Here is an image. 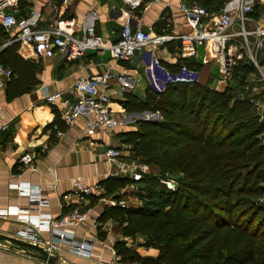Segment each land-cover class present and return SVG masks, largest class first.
Masks as SVG:
<instances>
[{"label":"trees","instance_id":"trees-1","mask_svg":"<svg viewBox=\"0 0 264 264\" xmlns=\"http://www.w3.org/2000/svg\"><path fill=\"white\" fill-rule=\"evenodd\" d=\"M210 14H220L226 0H198ZM28 6L25 0L20 7ZM257 6L252 17L259 14ZM0 25V61L14 72L11 97L37 85V65L18 54L19 43L4 46ZM161 64L172 73L184 66L200 72L196 59ZM255 72L241 60L232 83L245 85ZM130 112H155L163 121L139 122V129L121 135L135 158L157 170L140 182L109 178L106 196L138 184L137 208L105 209L102 223L113 221L124 238L142 236L141 247L158 251L142 256L119 241L121 264H264V212L256 205L264 194V118L251 100L237 99L230 85L223 91L208 83H173L161 94L150 88L141 101L127 95ZM175 178L169 189L161 181Z\"/></svg>","mask_w":264,"mask_h":264},{"label":"crops","instance_id":"crops-1","mask_svg":"<svg viewBox=\"0 0 264 264\" xmlns=\"http://www.w3.org/2000/svg\"><path fill=\"white\" fill-rule=\"evenodd\" d=\"M197 1L140 0L138 7L133 9L125 0H35L32 3L26 1L29 5L23 8L19 2L17 7L11 9V13L19 20L38 11L41 15L38 22L40 30L49 28L55 21H72L77 37L83 36L82 25L88 13L93 12L98 16L96 33L105 40L106 48L99 52H89L73 61H68L52 44L28 46L16 42L18 28L7 31L8 37L3 40L4 46L19 43L18 54L37 65V85L24 95L11 97L7 84L0 94V210L33 209L34 199L28 194H20L21 189L31 195L39 194L47 202L40 213L56 218L67 213L73 206L75 199L72 198V203L68 205L67 196L72 191L74 179L81 178L86 185L99 188L89 200L94 207L92 219L81 228L67 230L66 234L67 239L80 243L94 240L91 254L88 257L77 254L71 244L64 243L60 249L50 253L59 258L55 264H121L115 245L125 238L112 221H100L104 210L110 209L100 200L115 197L105 195L103 183L109 178H117L112 176L114 168L108 162L105 152L115 148L123 153L121 135L137 131L139 122L148 119L152 113L130 112L123 105L128 100L127 95L141 101L146 99L149 82L141 60L142 52L137 53L129 62H121L112 58L109 46L118 41L127 21L133 26L140 22L143 30L153 36H177L188 32L186 17L179 7L182 3L191 5ZM257 12L258 16L256 14L252 18L264 23V6H260ZM147 49L154 50L161 61L170 65H175L179 60L177 41L168 43L164 48H156L151 44ZM196 60L202 65L201 79L203 76L205 83H208L215 70H219L215 58L209 52L199 50ZM105 73L114 76L127 73L132 76L133 89L126 93L121 92L117 80L110 81L112 109L117 118L125 121L123 127L116 132L89 135L86 131L87 118H79L67 127L60 117L75 100V82L81 77ZM229 82L220 83L226 87ZM114 91L117 93L113 94ZM57 92L63 93V101L55 105L44 102L46 96ZM55 125L64 132L62 136H57L53 129ZM26 155L31 158L29 164L21 160ZM31 214L36 216L38 212ZM25 228L26 224L19 221L17 216L0 218V235L18 238V234ZM40 237L58 243L56 234L44 232ZM141 255L156 257L157 251L150 250ZM0 264L48 263L32 257L29 250L4 240L0 241Z\"/></svg>","mask_w":264,"mask_h":264},{"label":"built area","instance_id":"built-area-1","mask_svg":"<svg viewBox=\"0 0 264 264\" xmlns=\"http://www.w3.org/2000/svg\"><path fill=\"white\" fill-rule=\"evenodd\" d=\"M21 0H2L0 1V25L10 31L18 28L16 42H21L31 46H45L52 44L55 46L68 61L77 60L89 52H99L105 47V40L96 33V22L98 16L90 12L82 25L83 36H75L72 21H55L47 29L40 30L38 22L40 13L33 11L25 19H17L11 13L13 7H17ZM29 3L35 0H26ZM131 7L136 8L140 0H125ZM158 2L159 0H153ZM67 2V1H65ZM257 6H264V0H228L224 5L219 16H213L203 6L197 2L191 5L180 4V10L186 17L189 31L174 35H155L143 30L142 24L136 22L133 26L127 21L121 31L118 41L109 46L113 59L121 62H129L137 53L142 52L141 60L144 64L145 75L149 82V88L157 94H161L173 83H199L201 73L184 66L179 72L172 73L166 69L161 60L157 57L154 50H149V45L156 48H164L172 41L179 42L178 59H196L199 50L209 52L216 60L220 70V82H229L233 80L234 71L241 60H245L255 69V75L252 73L250 81L252 83V96L249 97L254 105L255 111L264 118V23H259L252 18V14ZM248 25L250 28H248ZM1 52V48H0ZM247 56L244 59L242 53ZM160 68L164 73L156 69ZM153 73V74H152ZM12 69L3 66L0 61V94L13 79ZM172 78V82H164V78ZM177 77V78H176ZM117 80L120 84L121 92L126 93L133 89L132 76L120 74L114 76L109 73L92 77L79 78L73 87L75 100L65 108L61 115V121L67 126L73 125L79 118H87V134L93 135L96 132H116L123 127L125 121L115 116L112 109L111 98V80ZM219 82V83H220ZM162 83V84H161ZM254 83V84H253ZM114 91L113 94H116ZM62 92H57L46 96L44 102L55 105L63 101ZM57 136L60 137L64 132L58 125L53 127ZM108 162L113 166L112 176L117 178H128L132 182H140L142 178L149 173V166L146 164L136 165L127 162L124 159L120 149L109 148L105 152ZM23 163H30L29 155L22 157ZM71 193L67 196L69 202L75 199L71 209L59 216L40 213L47 202L39 194L31 195L26 190H19L20 194H28L34 199L33 209L26 210H0V218L5 219L10 216H17L19 221L26 224V228L18 234V240L36 244L47 249L49 253L60 249L64 243L71 244L72 249L77 254L88 257L91 254L94 240H85V242H76L67 239V230L72 228H81L91 219L94 207L90 205L89 200L93 197L98 186H88L81 178L73 180ZM169 189L174 190L176 186L170 182H164ZM124 190L118 193L120 198L111 197L101 199L108 207L128 208V204L121 198ZM256 205L264 212V194L258 197ZM32 212H38L36 216ZM97 227L96 224H93ZM44 232L56 234L58 243L49 242L40 236ZM126 246L132 248L130 238L122 240ZM152 249L143 247L137 248V252H149ZM143 256V255H142Z\"/></svg>","mask_w":264,"mask_h":264},{"label":"rangeland","instance_id":"rangeland-1","mask_svg":"<svg viewBox=\"0 0 264 264\" xmlns=\"http://www.w3.org/2000/svg\"><path fill=\"white\" fill-rule=\"evenodd\" d=\"M248 28H249V25H248ZM242 54L244 56V59H246L247 56L245 55V53L243 52ZM263 62H264V60L262 59L261 63H263ZM254 74L257 75L255 72H254ZM251 76H252V74L250 75V77ZM220 81H221V78H220V75H219V70L217 68L215 70V72L213 73L212 79H211V81H209V84H210L211 88H213V89H215L217 91H221V90L223 91L226 87H225L224 83H219ZM200 82L201 83H205V81L203 79V76H202V79L200 80ZM228 85L231 86V88H232L233 92L235 93L237 99H248L250 96H252V93H251L252 92V90H251L252 83L250 81V78H249V80H247L245 85H242V87L238 86L234 82L232 83V81H230L228 83ZM222 87H223V89H221ZM255 112H256V115H258V112L257 111H255ZM150 113H152V115H150L149 118L146 119V120H149L151 122L163 121V117L159 113H155V112H150ZM154 113L156 114L155 117L153 116ZM260 118L262 119V117H260ZM137 128L139 129V127H137ZM125 134H127V133H125ZM124 140L125 139L122 138V141L120 142L121 149L123 150L124 159L127 162H130V163H133V164H136V165L144 164V163H141L139 161V158H135L134 157V155L131 152V148L133 146L131 144L129 145V144L124 143ZM148 174L155 175V176H160V175H158L157 170H153L152 167L149 169V173ZM164 182H170L172 187L177 185L175 178H169L167 180L161 181V183H163V184H164ZM133 183H135V182H133ZM165 186L167 187V185H165ZM139 187L140 186L138 184H130V185L124 187V189H123L125 192L121 196V198L126 201V203L128 204V208L129 209L130 208H137V207H139L141 205L140 202L138 201V199L135 196ZM112 223L116 227L115 222L112 221ZM130 240H131V244H132V249H136V250H137V248H141V245L144 242L143 237L139 236V235L137 236V238L135 240H132V239H130ZM152 250H154V249H152ZM157 255H158V251H157ZM148 256H150V255H148Z\"/></svg>","mask_w":264,"mask_h":264},{"label":"water","instance_id":"water-1","mask_svg":"<svg viewBox=\"0 0 264 264\" xmlns=\"http://www.w3.org/2000/svg\"><path fill=\"white\" fill-rule=\"evenodd\" d=\"M4 240L11 242L12 244L16 245L17 247L29 250V254L32 257L39 259L43 262H46L48 264H55L59 260V258L50 254L47 251V249L42 247V246H39L36 244H31L28 242H24V241L18 240L16 238H11L9 236L0 235V241H4Z\"/></svg>","mask_w":264,"mask_h":264},{"label":"bare ground","instance_id":"bare-ground-1","mask_svg":"<svg viewBox=\"0 0 264 264\" xmlns=\"http://www.w3.org/2000/svg\"><path fill=\"white\" fill-rule=\"evenodd\" d=\"M159 67V66H158ZM157 66H156V69L158 70V71H160L161 73H164L160 68H158ZM153 74V73H152ZM177 78V77H176ZM172 78H170V80L168 79V77H165L164 78V82H172V80H171ZM162 84V83H161Z\"/></svg>","mask_w":264,"mask_h":264}]
</instances>
